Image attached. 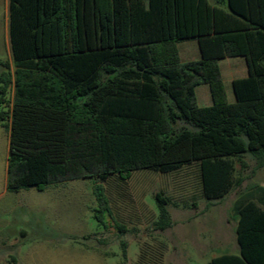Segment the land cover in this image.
<instances>
[{"label":"trees","instance_id":"16d2710c","mask_svg":"<svg viewBox=\"0 0 264 264\" xmlns=\"http://www.w3.org/2000/svg\"><path fill=\"white\" fill-rule=\"evenodd\" d=\"M248 3L247 14L234 0H9L7 190L90 179L94 219L124 234L104 187L111 178L196 164L207 206L241 187L246 154L264 167V6L260 22ZM191 39L201 59L182 62L177 43ZM228 57L248 64L233 103L219 66ZM200 84L210 106L198 105ZM255 190L257 200L243 194L233 205L240 254L210 264H264V188ZM155 200L154 228L167 230L175 204L162 192Z\"/></svg>","mask_w":264,"mask_h":264},{"label":"rangeland","instance_id":"374dc122","mask_svg":"<svg viewBox=\"0 0 264 264\" xmlns=\"http://www.w3.org/2000/svg\"><path fill=\"white\" fill-rule=\"evenodd\" d=\"M191 41L196 40L179 41L177 46L182 52ZM11 61L9 0H0V62ZM198 86L199 94L209 91L206 84ZM226 88L228 101L235 102L228 83ZM12 98L11 85L5 96L0 93V111L9 109ZM7 123L0 121V179L6 173ZM243 161L244 165L237 164L242 186L210 206L196 164L168 174L135 171L127 182L111 178L104 187L115 220L125 226L124 234L113 224L105 230L94 219L97 202L90 179L9 191L0 223L6 221L7 239H17L18 244L6 243L0 264H210L222 254L239 255L233 205L243 194L252 193L257 200L262 194L255 188H264V167L258 168L249 154ZM159 192L175 204L168 207L173 226L167 230L154 228Z\"/></svg>","mask_w":264,"mask_h":264},{"label":"crops","instance_id":"0c3cea01","mask_svg":"<svg viewBox=\"0 0 264 264\" xmlns=\"http://www.w3.org/2000/svg\"><path fill=\"white\" fill-rule=\"evenodd\" d=\"M213 3L215 0H211ZM250 5L253 9V15L255 21L261 22V15L258 12L257 6L260 4V7L264 6V0H249ZM235 6L239 9H243L248 14V0H234ZM227 7V5H226ZM180 58L182 62H190V61H198L201 59V51L199 47L198 41H191V43L184 45L183 51L179 49ZM220 72L222 76V80L225 85L226 93V83H228L233 89V82L238 79H243L248 76V64L245 58L243 57H228L219 61ZM196 87V97L197 102L200 107H207L212 104V99L210 95V91L207 89H202L201 93H198V88ZM205 88V87H204ZM209 90V89H208ZM234 92V91H233ZM228 97V96H227ZM235 97V95H234ZM203 101L204 104L200 103ZM8 154L9 148L5 152V162H6V173L4 178L0 179V209L3 210V207L6 206L7 196L9 195V191L7 190V164H8ZM6 221H1L0 225V250H4L6 247V243H10V245L18 244V240L7 239L6 237Z\"/></svg>","mask_w":264,"mask_h":264}]
</instances>
